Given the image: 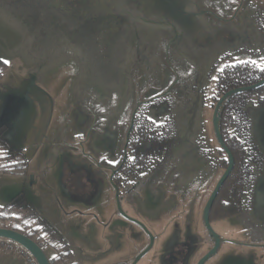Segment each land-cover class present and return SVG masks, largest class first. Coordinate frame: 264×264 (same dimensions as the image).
<instances>
[{"label":"flooded vegetation","instance_id":"1","mask_svg":"<svg viewBox=\"0 0 264 264\" xmlns=\"http://www.w3.org/2000/svg\"><path fill=\"white\" fill-rule=\"evenodd\" d=\"M16 1H19L22 4L23 2H27L28 4L39 8L42 3V0ZM60 1H63L62 3L67 6L66 0ZM71 5L75 6L76 1H72ZM175 5L181 8L185 4L184 2H181V0L180 4L173 0V6ZM199 5L197 4L196 7L198 8V12L204 13L200 11L201 6L199 7ZM207 8L208 11L210 10V13L206 12L204 9V15H208V17L206 16V19L208 27L211 29V31L208 30V32L215 35L213 32L218 33L223 30L225 33L227 30L224 39L217 44L213 43L211 46H200L199 49H194L188 43L183 45L177 44L175 41L174 20L173 29L167 28L160 32L155 30V33L150 32V30H145L144 34L139 36L134 35L140 37V43H138V46H140L141 50L139 52L133 51L136 55L133 57L134 55H131L130 53L132 52L130 51L132 49H128V54L124 55L121 61L122 63L124 62L123 67H113L110 63L109 56L104 50L99 53L106 57V64H96V62H99L97 60L95 61L94 58L96 57L93 58V55L91 54H88L87 56L90 61L87 77L91 74L94 79H99L98 84L101 86L108 87V89L111 88V90L114 88H121L124 91L130 83V87L136 86L139 83L132 80L131 73H133L134 70V64L132 65V63L138 62L140 68L143 70V80L147 85V88L149 87L147 90L143 91V97L135 99L134 102L131 97L123 99L124 107L120 118H124L123 115L125 112L127 113V117H125L123 121H125L129 128L121 148L118 146L116 147L117 141L120 142L119 123L110 124V122L105 119V109L100 116L92 111V113H94V121L88 128H86L87 135H92L103 127L105 129L107 127L108 129H113V131L109 133L110 139L107 141L109 147L106 152L107 154L99 155L93 148L95 150L94 153H90L95 162L93 160H91V162L98 165V170L94 169V172L97 175H99V172L102 170L108 172L109 185L114 189L116 207L118 193L122 211L125 212L126 215L129 214L123 204L121 190L130 192L131 195L128 196L127 202H130L131 205H134L136 208L139 207V199L136 200L135 196L132 195L134 191L144 192V198L148 196L149 191L157 193L163 202L172 201V205L162 211L172 212L175 211V205L178 202L177 197L175 196L176 194H179L181 190H185L186 187L192 183H205L211 178V176L213 177L218 172H220V177L218 178L220 179L227 168V155L220 146L217 152L218 156L215 158L216 161L208 159L210 147L208 148L204 143L205 139H202V137H205L202 135V113L206 107H210L214 113L215 105L223 95L222 94L219 97L216 96V85L219 73L224 67L242 62H253L260 67H264V60H259L258 62L252 60L232 62L233 55H243L242 53L244 52H250L248 50L249 37L250 39L253 37L255 38L257 34L260 33V30H263L261 17H264V12L262 13L256 5L251 6L250 4H244L238 9V11L233 13L232 16L226 17L225 6L223 4H217L216 6V4L208 3ZM16 10L20 11L18 9ZM173 10L175 13V7ZM24 11L27 13L29 12L30 14V17L26 15L24 18L28 20L31 19L30 10L25 9ZM41 15L46 18V16H43V13ZM69 17L75 20L76 26H81L86 32L95 33V31H99V29L93 24V30L89 28V24L83 23L79 17ZM27 22L28 21L26 20L25 23ZM83 25L87 26V28H84ZM104 31L109 30L103 29L100 32L102 33ZM100 32L97 33V36L100 35ZM151 33L154 35L160 33L162 35H160L161 38L165 37L163 40H166V45H169V41L173 43L172 45L174 48L172 53H169L168 49L165 47L162 49L155 45L157 48L153 50L151 47H148L151 42L153 43V40L151 37L149 40L145 38H148V35ZM105 35L108 37L110 34L108 32V34L105 33ZM97 40L95 41V39H92L96 45L98 42L100 45L103 44L104 41L106 42L107 39L103 37V42ZM154 42L157 43V41ZM228 44H233L232 51H225L222 47L223 45ZM47 46L48 45H46V47ZM147 51L153 53V60H150ZM137 52L141 55H137ZM180 52L187 54L194 63L181 59ZM252 52L255 53V50L253 49ZM140 56L143 58H140ZM127 58L130 61H128ZM164 61H166L167 64L164 65ZM127 63L130 64L127 66ZM154 63L157 64L155 69L153 68ZM100 66H103L102 68L105 67L106 70L109 71V76L108 73L103 77H98L96 75L100 74L98 72L100 71ZM168 66H170V69H168ZM150 83L151 85L149 86ZM155 89L157 91L153 93L152 91ZM234 96H232L224 105L221 113V130L225 142L227 134H230L231 136H236L241 139L243 144L245 153L244 162L241 164L243 172V178L241 180L242 185L240 186V190L239 188L229 190V188L225 186L229 178L226 180L214 202L210 214V220L212 223L213 219L220 221L233 219L237 222L244 223L245 226L251 227V230L249 231L251 240L237 241L248 245H237L235 243L222 241L220 247V249L223 248V256L220 258L221 263L231 259L239 264H242V261H245L246 264H260L255 250L260 248L257 246L264 245V206L259 207L258 203L261 197L264 200V189H261L264 183V150L261 149L258 139V133L262 126L260 123L261 118H263L262 122H264V94H254L251 97L235 99L233 98ZM131 101L132 103H130ZM86 105H88V103H86ZM21 106H23V102L17 104V110ZM226 109L230 112L228 121H230L229 123L231 126H229V129L225 132V130H223V114ZM17 110L15 114L17 113ZM22 110L20 109V113L22 112L21 115L24 113V109ZM153 112L156 114L155 116ZM139 113L143 114V117L147 122V130L150 132V138H155L156 142L154 141V144H163L160 153L157 152L155 155L148 154L147 150L151 148L152 142L149 140H142V137L137 138L133 135V131L137 126L136 122ZM94 141L96 142L95 138ZM134 143L135 145L133 146ZM81 144L84 145L85 143L82 142ZM175 159H177V161ZM77 163L82 164L83 161L79 159ZM77 166H79V164L77 165L75 163L73 171L69 177L73 176L71 181L76 188V194H82L85 191H80V183L76 182V176L78 175V173H76L78 172ZM175 171H182L183 176L181 178L178 177V172ZM124 200H126V198ZM116 213L119 217H123L118 211V207ZM241 216H243V219ZM129 222L132 225H138L131 221ZM138 226L142 227L141 225ZM187 226L188 225H186L185 228H181L180 226V230L177 217L174 216V220H172L168 227L171 229L170 232L161 228L160 232L169 234L173 241L171 249L168 247L167 253L163 257L164 264H189L187 263L188 254L193 247L198 245V242H195L196 238ZM110 231H112L111 233L120 231V225L116 224L115 218L110 221ZM205 240L208 242V246H210L208 249L211 248L213 246V241L208 233ZM229 244L238 246L240 249L241 247L247 248L249 251L248 253H245V251L238 252L234 249L229 251ZM237 259L239 261H236Z\"/></svg>","mask_w":264,"mask_h":264},{"label":"rangeland","instance_id":"2","mask_svg":"<svg viewBox=\"0 0 264 264\" xmlns=\"http://www.w3.org/2000/svg\"><path fill=\"white\" fill-rule=\"evenodd\" d=\"M15 1L16 0H0V55H2L4 59L1 56L0 58L6 62L0 84L3 81L4 88L14 87L17 89L18 97L25 96L27 97V101L25 100L23 102V106L17 110L15 115L12 114V111H16V105L13 107L9 105L2 110V120H9V123H1L2 120H0V130L2 133H5L8 127L7 132H9L10 129V131L16 133L17 122L23 119L21 113L23 112L22 109L26 108V106H24L25 102L29 104H26L29 109L27 115L29 112L32 116L33 114L36 115V113H39L37 128L35 130L34 127H30L28 117L26 122H22L21 125L19 123L18 125V127L21 128L18 142L19 144H23V149L21 148V150L24 151L26 148L27 152L25 154L24 151V156L26 160V156H28V161H33L31 165L34 163L38 164L39 162L38 153L40 152H37V149H35L36 143H32L35 139L36 131L42 132V140H45L46 136L49 137V135H52L54 131H62V135H66V132H69L70 135L73 132V125H69V121L66 119V113L72 116L69 107L75 99V93H78L76 96L78 103L80 102L81 107L83 106V108H86V118L92 123L94 121V113L100 116L104 111L103 107L108 108L106 104L109 103L113 97L119 96L122 99L131 97L134 102L135 99L142 98L144 95L143 91L149 88H147L143 80V70L140 68L138 62L132 63V65L134 64V70L133 73H131V78L139 84L130 87V83L125 91L121 88H114L111 90V88L108 89V87L98 84L99 79H94L91 74L87 77L89 68H87V65H85L80 57L74 58L75 55L85 57L88 64H90L89 57L87 58V56L91 54L93 58L96 57L94 58L95 61H99L96 62V64L100 65L102 63L103 65L107 62L106 57L99 52L104 50L109 56L110 63L113 67H123L124 62L122 63L121 61L124 55L128 54V49H132L130 53L134 55L133 57L136 56L133 51L139 52L141 50L140 46H138L140 37L134 35L139 36L144 34L145 30H150V32L157 30L160 32L167 28L173 29V22L175 20L176 43L181 45L188 43L194 49H199L200 46H211L213 43H219L224 39V35L227 31L226 30L224 33V31L221 30L218 33L213 32L215 35L210 34L208 30L211 31V29L208 27L206 19L208 15L204 14L205 11L210 13V10L208 11L207 8L208 3L216 4V6L217 4L227 6L229 0H181V2L185 4L181 8L177 7V5L173 6V0H66L67 6L60 0H42L40 8L30 5L27 2H23L22 4L19 1ZM72 1H76L75 6L71 5ZM250 1L256 4V6L259 5L257 6L259 10L262 11V13L264 12V0ZM175 2L180 4V0H175ZM197 4H200V11L204 13L198 12V8H196ZM174 7L175 13L173 10ZM25 9L31 12V19L29 20L24 18L26 15L30 17L29 12L27 13L24 11ZM42 13L46 18L42 17ZM69 16L72 18L79 17L83 23L89 24V28L91 29L93 28V24L99 31H95V33L86 32L81 26H76L75 20L71 19ZM261 18L263 23L262 27H264V17L262 16ZM26 20L28 21L27 23H25ZM83 27L87 28L85 25H83ZM103 29H108L109 31L101 33L100 31ZM99 32L101 36H97ZM108 32L110 35L107 37L105 33L108 34ZM160 35V33L156 35L153 33L149 34L148 38L145 39L149 40L151 37L153 43L151 42L148 47H151L152 50L156 49V46L162 49L165 47L168 49L169 53H172L174 48L172 45L173 43L169 41V45H166V40H163L165 37L161 38ZM103 37L107 39L106 42H103ZM92 39H95V41L98 39L100 42L102 41L103 44L99 45L98 42L96 45ZM249 40H251L250 37ZM154 41H157V43ZM46 45L48 46L46 47ZM232 46L233 44H228L222 47L225 51H232ZM80 52H82V54H80ZM138 52L136 54L141 55ZM147 54L150 60H153V53L147 51ZM70 57L71 59H69ZM140 58L143 57L140 56ZM127 60L130 61L128 58ZM129 64L130 63H127V66ZM165 64H167L166 61H164V65ZM156 65L157 64L154 63V69ZM102 67L100 66V71H98L100 74H96L98 77H103L109 72L105 67ZM169 67L170 66H168V69H170ZM93 85L96 88H94ZM150 85L151 83L149 86ZM80 86L81 90L78 92L76 87ZM156 91L155 89L152 92L154 93ZM11 97H13L14 100L17 96L12 95ZM10 100H12V98ZM43 101L44 109L41 110L43 105L41 108L40 105ZM132 101L130 103H132ZM86 103H88V105H86ZM20 109L22 110L21 113ZM92 111H94V113H92ZM155 115L156 114H154V116ZM43 116L45 119L43 123H41L39 119ZM123 117V119L127 117L126 112ZM50 118L53 119L50 129L48 130L46 126ZM201 121L203 134L201 132L199 133L205 136L202 137V139H205L204 143L208 148L210 147L208 159L216 161L215 158L218 156L217 152L219 145L213 127V110L210 107L204 109ZM13 122H16L15 126H13ZM39 125L40 130L38 129ZM32 126H35V124H32ZM54 126L56 127L55 130ZM118 127L119 139L123 145L129 127H127L125 121H122L120 125L118 124ZM263 131L262 129L259 131L262 137V145H264ZM84 136L81 135L79 137L81 142L85 140ZM68 140L71 141V138H68ZM12 147L14 148V146ZM75 147L78 149V153L73 155L74 157L72 156V161H74V164H79V166H77L78 172L76 173H78V175L76 176V182L80 183V191L89 193L93 189L89 182L92 177L87 171V168L77 162L79 159L86 163L91 162V158L89 160L85 154L89 155L90 152L94 153L96 149L94 148L95 150H93L92 144L89 146L86 144H78ZM88 147L90 148L88 149ZM35 152L37 153L35 154ZM175 160L177 161V159ZM26 172L16 174L25 175ZM177 176L181 178L183 176L182 171L178 172ZM219 177L220 172L213 177L211 176L205 183H192L186 187L185 190H181L179 194L175 195L178 201L175 205V211H161L158 218L161 228L168 232L171 231L168 227L172 220H174V216L177 217V221L181 228H185L186 225H188L187 227H189V230L196 238L195 242H198V251L192 260V264L195 262V264H197L199 257L203 253H207L206 250L210 247L205 240L207 231L203 223L202 215L204 207ZM7 188L9 189L10 187H6L5 189L3 187L0 188V205L4 207L7 205L6 202L12 197V193H10ZM262 188L264 189V183L261 189ZM121 195L123 196L122 200L126 209H131L127 202L128 196L131 195L130 192L121 190ZM132 195L135 196L136 200L140 198L144 199V192L134 191ZM125 198L126 200H124ZM16 201L20 203L23 202L22 198L16 199ZM24 204L26 205V203ZM241 217L243 219V216ZM9 224L15 225L12 221L9 222ZM211 224L213 229L225 239L232 241L251 240L249 236L251 227L245 226L244 223L237 222L233 219L227 221L213 219ZM4 239L8 240L7 238ZM6 240L0 241V251L12 252L28 260L26 254L17 250L16 247L8 246L9 242ZM233 249L236 250V247H233ZM222 251L223 248L219 250L215 258L206 264H216L217 262L214 261L218 260ZM255 251L259 263L264 264V249L259 248ZM31 264L33 263L31 262Z\"/></svg>","mask_w":264,"mask_h":264},{"label":"crops","instance_id":"3","mask_svg":"<svg viewBox=\"0 0 264 264\" xmlns=\"http://www.w3.org/2000/svg\"><path fill=\"white\" fill-rule=\"evenodd\" d=\"M244 4L256 5L250 0H229L225 6L226 17L232 16ZM248 44L250 52L233 55V62L264 60V27L255 38L249 40ZM253 49L255 53L252 52ZM0 56L2 57V55ZM2 82L0 84V120H2L1 112L6 99L11 98L12 95L17 96V89L14 87L4 88ZM81 86L76 87L78 92L81 90ZM77 95L78 93H75V99L69 107L72 116L66 113L69 125H73V132L70 135L69 132L62 135V131H54L52 135L46 136V139L42 140V132L36 131L38 134H35L32 143H36L35 149L40 152L38 153V164L31 165L33 161H28V156H26L28 169L25 175L0 173V188L10 187L7 189L12 193V197L6 202L7 205L5 207L0 205V215L13 217L15 225L34 224L42 230H54L56 238L63 240L68 245L75 264H131L133 258L148 247L149 235L142 227L132 225L127 219L117 215L114 189L109 185L108 172L106 170L98 171V180L94 186L95 192L88 195L85 192L76 194V188L69 177L75 166L72 156L78 153L75 146L82 143L79 137L85 135L83 142L88 146L92 144L93 148L96 147V152L99 155H105L108 149L107 141L110 139L109 133L113 131L108 127L106 128L108 130H104L103 127L94 134L87 135L86 128L91 123L86 118L87 111L78 103ZM106 105L108 108L103 107L106 111L105 119L110 124H120L123 121V118H120L124 107L123 99L115 96ZM40 108L44 109V101ZM15 112L12 111V114L14 115ZM38 116L39 113L32 116L30 112L28 115H24L22 121L17 122L16 133L10 129L7 132V127L4 136L9 144L23 149V144L18 142L21 132L18 125L26 122L28 117L30 127H34L35 130ZM44 119V116L40 117L39 122L43 123ZM52 119H49L46 126L48 130ZM2 122L9 123V120L3 119ZM15 124L16 122H13V126ZM55 128L54 126V130ZM68 138H71L72 142ZM117 146L121 148L122 143L117 141ZM24 151L26 154V148ZM89 164L93 169L98 170V165L92 162ZM20 198L23 200L22 203L16 201ZM128 204L131 209L126 210L127 213L143 222L148 230L157 236L161 233V226L158 222L160 211L171 206L172 201L163 202L157 193L149 191L146 198L139 199V207L132 206L130 202ZM113 218H115L116 224L120 225V231L116 233H111L110 228L105 226ZM157 242L156 240L150 253L158 249ZM45 252L49 258L56 253L52 247H47ZM0 264H31V262L22 256L1 250Z\"/></svg>","mask_w":264,"mask_h":264},{"label":"trees","instance_id":"4","mask_svg":"<svg viewBox=\"0 0 264 264\" xmlns=\"http://www.w3.org/2000/svg\"><path fill=\"white\" fill-rule=\"evenodd\" d=\"M5 67L6 62L0 58V79L2 78ZM263 77L264 67H260L253 62H242L233 65H227L219 73L216 85V96L219 97L220 95L235 87L255 83ZM261 93L264 94V86L255 91L237 94L233 98L251 97L254 94ZM229 114L230 112L227 111V109L223 114V130H225V132L229 129V126H231L229 123L230 121H228ZM136 123L137 126L133 131V135L137 138L142 137V140H149L152 142V146L149 150H147V153L150 155H155L157 152L160 153L163 148V144H154L155 138H150V132L147 130V122L142 113H139L137 116ZM226 143L230 147L235 157L236 165L225 186L228 187L229 190L237 188L240 190V186L242 185L241 180L243 178L241 164L244 162V147L241 139L237 138L236 136H231L230 134H227ZM134 145L135 143L133 146ZM27 167L28 164L24 156V151L13 148L6 140L4 133H2L0 130V172L4 174L24 173L27 171ZM13 220L14 218L11 216L0 215V227L13 228L20 231L41 245L44 250H46L47 247H52L56 252L53 257L49 258L52 264H75L73 262L72 252L68 245L63 240L56 238V233L54 230H42L34 224L22 226L10 225L9 222H13Z\"/></svg>","mask_w":264,"mask_h":264},{"label":"water","instance_id":"5","mask_svg":"<svg viewBox=\"0 0 264 264\" xmlns=\"http://www.w3.org/2000/svg\"><path fill=\"white\" fill-rule=\"evenodd\" d=\"M80 54H82V52H80ZM75 56H74V58L80 57L81 60H83V62L85 63V65H87V68H88L89 64H88V61L85 57L78 56V55H75ZM180 58L185 60V61L194 63V61H192V59H190L189 56H187V54L180 52ZM69 59H71V57ZM262 86H264V77L260 81H258L257 83L247 85V86L237 87V88H234V89L227 91L225 94H223L220 97V99L218 100V102L215 105L214 113H213L214 132H215V136H216V139H217V142H218L220 148L227 155L228 165H227V168L225 169L223 175L221 176V178L217 182V184H216L214 190L212 191V193H211V195H210V197H209V199H208V201L204 207V210H203V215H202L203 223H204V226L206 228L207 233L209 234L211 240L213 241V246L211 248H209L208 250H206L207 253H203L199 257L197 264H206L207 262H209L210 260L215 258L217 253L220 250L222 241H226L229 243H235L237 245L238 244L239 245H248L246 243H239L237 241L223 239L221 237V235L218 234L213 229V227L211 225L210 214H211V210L213 208L214 202L218 196V193H219L222 185L229 178V176H230V174L234 168V165H235L234 155H233L231 149L226 144V142L223 138L222 130H221V113L223 111L224 105L235 94L252 91V90H255V89L260 88ZM93 87L96 88L94 85H93ZM11 98L6 99V101H5L6 103H5L4 108H6L9 105H12V107L15 105L17 106V104H19L20 102H24L25 100L27 101V99H26L27 97H25V96H22V97L19 96L18 97V95H17V97L14 98V100H13V98H12V100H10ZM24 104H25L24 106H26V108H24V113H25L24 115H27V112L29 110L27 105H29V104L26 102ZM24 115H23V117H24ZM262 121H263V118H261V122H260L262 125L261 129L263 131L264 122H262ZM103 129L105 130V128H103ZM258 139H259V144H260L261 149L264 150V145L261 144L262 137H261L260 133H258ZM85 155L89 158V160H90V158H91V160L93 159V156L91 153L89 155L88 154H85ZM82 164L84 167L87 168V171L90 173V175L92 177L91 180H89V182H90V186H92L93 190H94V186L96 185V181L98 180V175L94 172L93 167L89 163H86L83 161ZM85 164H87V165H85ZM71 178H73V176H71ZM93 190L91 192H93ZM91 192H89V193H91ZM89 193H87V195ZM258 203H259V207L264 206V200L262 197L260 198ZM117 207H118V211L123 215L124 218H126L127 220H129L133 223L141 225L143 227V229L145 231H147L149 238H150V243H149L148 247L146 249H144V251L139 253L136 257H134L131 264H164V258L163 257L167 253V250H168L167 248L169 247L171 249V246L173 244L172 238H170L171 236L169 234H165L164 232H161L157 236L153 235L148 230L146 225L144 223H142L141 221H139V219L132 217L131 215H126L125 212L122 211V207H121V204L119 201L118 193H117ZM110 221L111 220H109L108 223L105 224V226H108L110 228ZM179 229H178V231H179ZM0 237L7 238L9 240H12V241L20 244L35 258V260L38 264H51V261H50L49 257L47 256L45 250L42 248V246L39 245L34 240H32L31 238H29L27 235L21 233L20 231L13 229V228L0 227ZM156 240L158 241L157 242L158 249H156L154 252L150 253V251H151L153 245L155 244ZM233 247H236V251H238V252L245 251V253H248V251H249V249H247V248L241 247V249H240V248H238V246H233L230 244L228 245V250L229 251L232 250ZM257 247L264 248V245H259ZM197 251H198V245L196 247H193L192 250L189 252L188 257H187V261H188L187 263L192 264V260L195 256V254L197 253ZM222 256L223 255L221 254L220 257L218 258V260L217 261L215 260L214 262H217L216 264H239L238 262H234L231 259L225 261L224 263H221L220 258ZM236 261H239V260L237 259ZM242 262H243L242 264H246L245 261H242Z\"/></svg>","mask_w":264,"mask_h":264},{"label":"built area","instance_id":"6","mask_svg":"<svg viewBox=\"0 0 264 264\" xmlns=\"http://www.w3.org/2000/svg\"><path fill=\"white\" fill-rule=\"evenodd\" d=\"M6 239H4V238H0V241H5ZM6 241H8L9 242V245L8 246H13V247H16V249L17 250H20L21 252H23L24 254H26L27 255V258H28V260L29 261H31L33 264H38L37 262H36V260H35V258L24 248V247H22L20 244H18V243H16V242H14V241H12V240H6Z\"/></svg>","mask_w":264,"mask_h":264}]
</instances>
